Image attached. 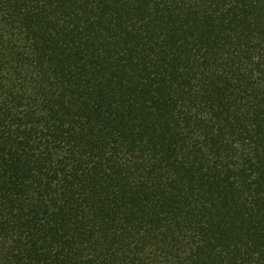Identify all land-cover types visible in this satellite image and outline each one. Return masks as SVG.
I'll return each mask as SVG.
<instances>
[{"label":"trees","instance_id":"16d2710c","mask_svg":"<svg viewBox=\"0 0 264 264\" xmlns=\"http://www.w3.org/2000/svg\"><path fill=\"white\" fill-rule=\"evenodd\" d=\"M0 264H264V0H0Z\"/></svg>","mask_w":264,"mask_h":264}]
</instances>
